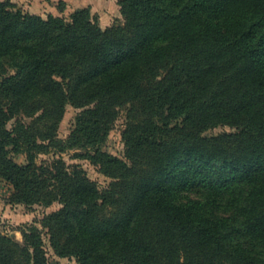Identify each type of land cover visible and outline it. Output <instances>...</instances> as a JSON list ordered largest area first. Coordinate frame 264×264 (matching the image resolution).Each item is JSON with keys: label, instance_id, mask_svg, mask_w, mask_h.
Returning <instances> with one entry per match:
<instances>
[{"label": "trees", "instance_id": "obj_1", "mask_svg": "<svg viewBox=\"0 0 264 264\" xmlns=\"http://www.w3.org/2000/svg\"><path fill=\"white\" fill-rule=\"evenodd\" d=\"M119 3L103 28L0 0V178L12 203H61L0 232V264H64L46 233L65 264H264V0ZM122 110L123 157L103 148Z\"/></svg>", "mask_w": 264, "mask_h": 264}, {"label": "rangeland", "instance_id": "obj_2", "mask_svg": "<svg viewBox=\"0 0 264 264\" xmlns=\"http://www.w3.org/2000/svg\"><path fill=\"white\" fill-rule=\"evenodd\" d=\"M23 8L25 11L31 13L41 14L47 16L50 13L61 15L70 18L72 12L79 8L89 7L92 15L98 23L106 28L110 26L115 20L122 18L121 5L119 0H11ZM80 111L79 108L72 104L67 105L66 113L59 127V136L66 138L73 128L76 115ZM24 120L29 122L31 118L24 117ZM15 120L8 123V127L12 128ZM126 115L122 110L118 120L116 121L107 141L103 148L113 154L123 157L125 154V144L122 140V130L125 126ZM232 128L228 125H220L205 132L207 135L217 134ZM84 149L72 148L64 151L62 156L69 164L78 163L88 173L90 178L97 181L100 186H107L111 178L102 173L99 167L93 164L88 158L79 155L84 152ZM12 157L19 163H26L27 156L25 153H12ZM52 157V154H40L37 158L39 163L47 161ZM14 188L12 183L0 178V232L11 235L16 240L22 242L23 234L22 228L36 223L42 226L41 220L43 217L61 207V203L54 202L46 206L41 204L25 205L22 203L10 202V197ZM46 248L51 263H75V258L72 257H58L55 255L49 243V236L45 234Z\"/></svg>", "mask_w": 264, "mask_h": 264}]
</instances>
